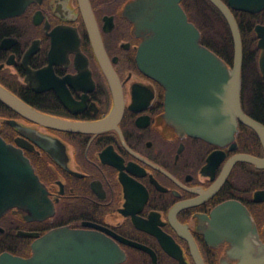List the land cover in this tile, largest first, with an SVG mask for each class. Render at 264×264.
Masks as SVG:
<instances>
[{
    "label": "flooded vegetation",
    "instance_id": "obj_1",
    "mask_svg": "<svg viewBox=\"0 0 264 264\" xmlns=\"http://www.w3.org/2000/svg\"><path fill=\"white\" fill-rule=\"evenodd\" d=\"M134 1L28 0L20 14L0 18L1 86L71 122L106 118L116 102L113 84L123 107L109 128L76 132L31 121L0 101V135L22 149L54 205L41 221L10 209L0 226L9 221L40 235L61 226L97 230L122 250L118 264H241L228 239L214 242L205 232L213 209L235 200L264 243V200H256L264 191V143L236 114L232 135L218 143L165 119V90L137 60L142 35L128 16ZM209 9L202 1L206 23ZM231 11L240 35L253 33L252 56L242 59L240 106L264 127V48L256 32L264 8ZM222 60L232 68L233 58ZM27 238L30 254L34 238Z\"/></svg>",
    "mask_w": 264,
    "mask_h": 264
},
{
    "label": "water",
    "instance_id": "obj_2",
    "mask_svg": "<svg viewBox=\"0 0 264 264\" xmlns=\"http://www.w3.org/2000/svg\"><path fill=\"white\" fill-rule=\"evenodd\" d=\"M228 23L233 44V66L229 68L215 52L200 42L201 33L189 21L181 0H135L128 8L138 35H142L137 60L140 68L165 90L164 117L177 130L218 143L232 135L233 116L254 129L264 143V127L249 118L240 106V71L243 59L240 30L231 9L255 12L264 0H209ZM28 0H0V18L23 12ZM86 16V15H85ZM258 46L264 48V27L256 26ZM263 56L261 57V61ZM43 71L28 75L41 77ZM112 112L96 122H71L33 108L0 85V101L22 116L59 130L91 132L109 128L123 112L118 89ZM10 124L16 125L13 120ZM24 132V131H23ZM45 138V137H44ZM259 163L249 156H241ZM264 200V191L256 194ZM17 209L25 221L45 220L54 205L21 148L0 135V217ZM205 234L209 240L224 238L233 245L241 264H264V243L256 241L257 231L247 208L235 200L219 204L211 212ZM4 228L0 226V232ZM21 237H33L30 255L0 253V264H118L124 258L118 244L97 230L53 228L40 235L17 230Z\"/></svg>",
    "mask_w": 264,
    "mask_h": 264
},
{
    "label": "trees",
    "instance_id": "obj_3",
    "mask_svg": "<svg viewBox=\"0 0 264 264\" xmlns=\"http://www.w3.org/2000/svg\"><path fill=\"white\" fill-rule=\"evenodd\" d=\"M202 1H208L210 5L208 23L202 16ZM182 4L189 20L197 26L201 33L200 42L222 59L231 60L233 58L232 35L221 12L209 0H182ZM252 34L248 28L241 34L243 58L252 56ZM0 105L4 107L2 103ZM3 225L5 228L4 232H0V253L8 251L15 255H29V238L16 234V229L21 226H13L9 221Z\"/></svg>",
    "mask_w": 264,
    "mask_h": 264
},
{
    "label": "rangeland",
    "instance_id": "obj_4",
    "mask_svg": "<svg viewBox=\"0 0 264 264\" xmlns=\"http://www.w3.org/2000/svg\"><path fill=\"white\" fill-rule=\"evenodd\" d=\"M22 227V226H21ZM19 229V228H18ZM28 256V255H27Z\"/></svg>",
    "mask_w": 264,
    "mask_h": 264
}]
</instances>
